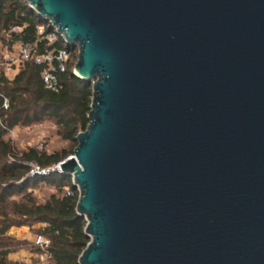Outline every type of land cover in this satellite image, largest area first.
<instances>
[{
	"label": "water",
	"instance_id": "1",
	"mask_svg": "<svg viewBox=\"0 0 264 264\" xmlns=\"http://www.w3.org/2000/svg\"><path fill=\"white\" fill-rule=\"evenodd\" d=\"M91 83L79 264H264V0H26Z\"/></svg>",
	"mask_w": 264,
	"mask_h": 264
},
{
	"label": "trees",
	"instance_id": "2",
	"mask_svg": "<svg viewBox=\"0 0 264 264\" xmlns=\"http://www.w3.org/2000/svg\"><path fill=\"white\" fill-rule=\"evenodd\" d=\"M39 24L44 25L41 34L37 32ZM49 33L54 34L52 40L47 36ZM27 42H33L38 52L66 48L70 57L63 70L55 69L57 89L43 84L42 71L46 63L21 60L12 77L0 69V264H26L9 258V254L24 243L38 252L39 248L29 240L7 233L12 225L31 226L37 222H42L43 226L36 232L50 240L48 250L52 263L79 264V254L89 237L85 233L86 219L76 211L78 191L71 175L57 171L30 173L29 162L46 168L73 153L77 144L75 136L88 122L91 83L72 73L76 47L67 44L26 0H0L1 45L10 51L15 44ZM5 98L7 108L3 107ZM43 118L53 119L61 136L69 141L68 147L52 151L34 145L18 148L6 136L17 125H28ZM39 183L53 185L55 191L39 199L34 193ZM67 189H72V193H67ZM34 258L38 260L37 256Z\"/></svg>",
	"mask_w": 264,
	"mask_h": 264
},
{
	"label": "rangeland",
	"instance_id": "3",
	"mask_svg": "<svg viewBox=\"0 0 264 264\" xmlns=\"http://www.w3.org/2000/svg\"><path fill=\"white\" fill-rule=\"evenodd\" d=\"M77 51V49H76ZM5 55L18 56V44H15L12 50H7L0 43V69H4V72L9 76H13L19 67V60L15 62L14 67L8 66L5 62ZM7 137L18 147H26L28 145H34L37 147H45L47 151L57 150L70 145L69 141L61 136L57 124L50 118H43L39 122H33L28 125H17L10 129L6 134ZM72 155V154H71ZM70 156V155H69ZM55 191V187L46 183H39L34 187V193L39 199H44L50 192ZM29 228L27 237L32 238V234L36 232L39 227L43 226L42 222L34 223L33 225H25ZM27 229L13 230L12 234L17 236H23ZM28 240V239H27ZM32 246L28 243L22 244L18 248V251L14 254V257L23 261L26 264H36L35 252L32 251Z\"/></svg>",
	"mask_w": 264,
	"mask_h": 264
},
{
	"label": "built area",
	"instance_id": "4",
	"mask_svg": "<svg viewBox=\"0 0 264 264\" xmlns=\"http://www.w3.org/2000/svg\"><path fill=\"white\" fill-rule=\"evenodd\" d=\"M44 30V25L39 24L37 26V32L38 34H41ZM48 38L52 40L54 38L53 33H49ZM5 58L4 62L8 64V66H11L12 64H15L17 60H28L32 59L37 63H46V66L44 67L42 71V80L43 84L46 88L49 89H57L58 87V78L57 74L55 72V69L58 67L60 70H63L65 67L66 61L70 57V51L66 48H60L58 50H46L44 52H38L35 48V45L33 42H27V43H18V56H8ZM3 107H8V101L5 98L3 101ZM60 162V161H59ZM56 163L53 166L46 167V168H40L36 163L29 162V165L31 167L30 173H43L46 172L51 167H54L59 164ZM71 181L74 182V177L71 175ZM76 190L78 191L79 195V186H74ZM72 189H67V193H72ZM32 244L37 246L39 248L38 252L35 253V256H37V263L36 264H54L50 260V252L48 250L49 246V238L45 236L41 232H35L32 234V238L28 239Z\"/></svg>",
	"mask_w": 264,
	"mask_h": 264
},
{
	"label": "crops",
	"instance_id": "5",
	"mask_svg": "<svg viewBox=\"0 0 264 264\" xmlns=\"http://www.w3.org/2000/svg\"><path fill=\"white\" fill-rule=\"evenodd\" d=\"M24 228H27V231H26V233H25L23 236H17V235L12 234V231H13V230H21V229H24ZM28 231H29V228H28L27 226H24V224H23V225H20V226L12 225V226H10L9 229L7 230V233L10 234V235H12V236L18 237V238L29 239V238L27 237ZM17 251H18V250L14 251V252H11V253L9 254V258L17 260V259L14 257V254H15Z\"/></svg>",
	"mask_w": 264,
	"mask_h": 264
}]
</instances>
